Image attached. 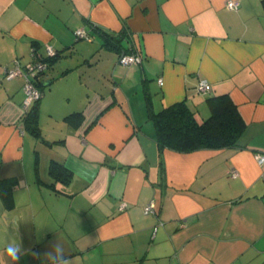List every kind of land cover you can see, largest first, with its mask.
<instances>
[{
  "label": "crops",
  "instance_id": "obj_1",
  "mask_svg": "<svg viewBox=\"0 0 264 264\" xmlns=\"http://www.w3.org/2000/svg\"><path fill=\"white\" fill-rule=\"evenodd\" d=\"M47 47L38 138L22 118L25 79L4 73ZM130 52L141 64L120 66ZM222 94L246 124L236 148L160 155L151 114L185 102L200 124ZM262 153L264 0H0V264H15L4 252L15 220L17 264H48L56 242L72 264H264Z\"/></svg>",
  "mask_w": 264,
  "mask_h": 264
},
{
  "label": "trees",
  "instance_id": "obj_2",
  "mask_svg": "<svg viewBox=\"0 0 264 264\" xmlns=\"http://www.w3.org/2000/svg\"><path fill=\"white\" fill-rule=\"evenodd\" d=\"M108 41L116 48L120 45V41L109 38ZM54 59L48 57L42 62L46 63L48 68ZM36 84L41 93L37 80ZM39 100L32 106L25 118L26 127L38 138H40V133L36 125V109ZM206 104L210 114L200 124L196 122L193 112L190 111L185 102L175 103L156 114L150 115L160 155L165 149L179 153H190L199 150L232 149L238 146L246 124L230 96L222 94L208 97ZM64 120L77 128L83 121V115L73 113L66 116ZM49 173L54 182L63 185H68L72 179V173L63 165L55 162L50 164ZM50 188L54 189V184ZM1 193L5 199L11 201L9 192L2 191Z\"/></svg>",
  "mask_w": 264,
  "mask_h": 264
},
{
  "label": "built area",
  "instance_id": "obj_3",
  "mask_svg": "<svg viewBox=\"0 0 264 264\" xmlns=\"http://www.w3.org/2000/svg\"><path fill=\"white\" fill-rule=\"evenodd\" d=\"M237 2H229L227 8L237 9ZM77 39L90 40V35L84 29H78L75 31ZM47 52L49 57H54V51L51 47H47ZM142 56L135 52L130 54H122L119 57L118 64L122 67H130L141 64ZM47 70L46 63L42 60H35L31 64L22 68L17 61L14 62V66L10 70H6L4 77L7 81L12 80L16 77H23L25 79V84L23 87L25 98L22 103V118L26 117L32 106L40 99L41 93L37 88L36 80L38 77ZM159 84L162 85V79L159 80ZM198 93L206 95L210 91V85L206 80H201L197 86ZM256 160L258 164H264V153L257 154ZM232 178L237 176L235 171H231L230 175ZM123 207V206H122ZM155 211V203L152 201L148 203L144 209V214L148 215Z\"/></svg>",
  "mask_w": 264,
  "mask_h": 264
},
{
  "label": "clouds",
  "instance_id": "obj_4",
  "mask_svg": "<svg viewBox=\"0 0 264 264\" xmlns=\"http://www.w3.org/2000/svg\"><path fill=\"white\" fill-rule=\"evenodd\" d=\"M19 220H15L11 223V232L15 234L14 240H9L4 248L5 254L17 264L22 256L27 254V250L22 247L21 240L19 238ZM9 227V226H8ZM33 256L37 255L32 253ZM48 264H72L71 257L66 255L63 245L59 242L54 243L51 251L47 252L44 257Z\"/></svg>",
  "mask_w": 264,
  "mask_h": 264
}]
</instances>
